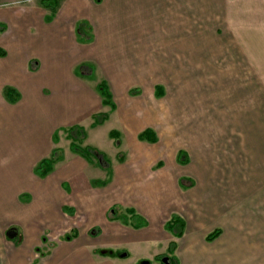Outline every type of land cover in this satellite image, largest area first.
<instances>
[{"label":"rangeland","instance_id":"rangeland-1","mask_svg":"<svg viewBox=\"0 0 264 264\" xmlns=\"http://www.w3.org/2000/svg\"><path fill=\"white\" fill-rule=\"evenodd\" d=\"M41 1L53 3L0 0V21L6 25L0 32V154L12 148L14 169L31 170L44 182L32 192L15 191L8 206L13 212L1 234L14 229L16 236L3 243L15 249L34 245V260L28 264L49 259L59 246L111 244L131 231L121 219L129 218L128 207L143 200L155 204L154 211L145 213L148 224L140 232L144 237L152 233L151 240L118 245L122 250H95L99 256L128 264H163L162 257L181 262L187 255L182 243L190 237L207 243L204 235L221 225V238L233 248L232 254H222L224 260L229 263L232 255L236 264L264 263V206L257 208L256 219L249 201L264 200V185L261 176L247 172L252 164L246 150L248 134L264 132L261 7L255 6L253 22L246 21L250 13H239L238 28L216 30L215 38H207L212 43L184 46L182 55L180 50L172 53L171 45H93L91 28L78 35L79 18L66 15L57 39L51 28L59 18ZM50 52H56L55 58ZM53 65L56 72L47 73ZM8 68L13 75L6 78ZM101 81L108 83L113 107L102 103L96 88ZM9 86L18 94L14 103L4 95ZM94 113L108 117L92 126ZM11 116L12 123H6ZM74 124L84 130L81 145L96 146L111 160L115 174L105 185L99 183L107 179L104 169L69 149L67 128ZM145 127L156 132L154 143L137 139ZM111 129L120 133L118 147L108 136ZM54 149L62 151V158L48 176H39V159ZM180 149L188 152L187 164L176 160ZM22 155L28 156L27 166ZM186 176L195 181L193 187L179 186V178ZM113 206L116 220L106 213ZM172 214L188 223L186 237L173 253L167 247L175 239L164 228ZM28 245L19 252L23 259L29 256Z\"/></svg>","mask_w":264,"mask_h":264},{"label":"crops","instance_id":"crops-1","mask_svg":"<svg viewBox=\"0 0 264 264\" xmlns=\"http://www.w3.org/2000/svg\"><path fill=\"white\" fill-rule=\"evenodd\" d=\"M255 1L256 3L259 4L254 5L253 2ZM255 6L261 7L262 11H260V13H264V0H63L61 1L60 6L59 7L57 6L58 8L56 7L54 11L55 16L59 18V24L57 25V27L56 25L52 27L51 31H53V35L57 36V39L60 37L61 29H62L61 22L63 21V19L66 18L63 17V15H66L67 17H69V19L79 18L76 21L80 20V22H84L85 24L83 27L84 32H86L88 28H91L93 34V45L106 46L107 49H110L108 47L110 45H119V46L171 45L173 46L172 53L178 54L180 50L181 54L183 55L184 46H189L191 44L212 43L210 42V40H207V38H211V37L215 38L217 36L216 30H222L223 28H228V29L238 28L239 27V25L237 24L239 22L238 18L243 19V16L238 17L237 14L239 13H250V16L248 15L246 16V21L247 22L249 21L250 23L253 22V18H252L253 14L257 12L256 10H254V8H256ZM49 54L53 58H55L56 56V52H50ZM57 59H59V57ZM6 67H8V65ZM52 67L53 68H50L52 69V71H49L47 73L54 74L56 72L55 65H53ZM15 70L17 71L19 70V68ZM8 74L13 75V72L9 68L6 69V74L4 73L3 76L7 78ZM254 77L257 78L256 76ZM261 77H262L261 83L263 86L262 93L264 94V74ZM157 87L160 86L155 85V89H156L155 91L157 94H159V90H157ZM14 92L16 93L15 90ZM162 93L163 90L159 95H162ZM245 96L247 98V94H245ZM250 99L252 100L251 97ZM242 108L243 107L241 106L240 110ZM97 113L92 114V119L93 116ZM12 118H13L12 116L7 117L6 123L9 122L11 124L12 121L14 120ZM244 118L245 117H243V119ZM147 128L153 130L157 138V134L152 127H145L140 132H138V134ZM111 130H115V129H111ZM111 130H109V132ZM109 132H108V136H109ZM251 133L248 134L246 138V141H249V143H247L246 145V150L248 152H251V164H252L247 169V172L251 173L252 176L256 179H258L261 176L260 178L262 180V184L264 185V132H257L252 134ZM138 134H137V139H138ZM111 139L113 140V143L116 147L120 145L119 143V145L117 146L115 144L114 139L113 138ZM139 141L152 143L147 140H139ZM180 150H184V149H180ZM184 151L187 154L188 162H189L188 152L186 150ZM51 154L52 151L49 153V155L40 158L39 161L42 160L43 158L50 157ZM177 154H176V160H177ZM0 155H1L0 156V215L3 214L4 216L3 222L0 224V230H1L2 228L4 229L6 225H8L9 216L13 212V209L10 208L9 210L8 206L9 204H12L13 200H15L14 199L15 191L21 188H28L29 191L32 192L35 189L39 188L40 186H43L44 182L41 180H37L34 176H32L31 170L28 171V169L25 170L14 169V165H13L14 158H13L12 148L9 150L8 148L7 149L5 148V152ZM22 156L26 158L25 160L22 159V164L27 166L26 161L28 156L27 155H22ZM118 156L119 155H117V158ZM58 161H56L55 163H57ZM54 164L52 166L51 171L45 176H48L52 172ZM112 174H115V169L111 164V176ZM111 176L109 178H111ZM181 179L184 180L185 184L186 183L189 184L188 188H191L195 185V181L193 180V178L187 176L180 177L179 181ZM190 183H192V185H190ZM179 186L182 187L180 184ZM249 201L252 207L251 211L252 213L255 214L256 219H258L259 215H257L255 212H257L259 208L261 207L263 208L264 200H249ZM153 208H155L154 203L152 206L151 202L147 204L143 202V200H140L139 203L132 204L131 207H128V209H133L134 214L143 218L147 224H148L146 218L147 216L144 215L147 212L154 211ZM24 213L25 211H23L21 214ZM106 213L108 215L107 211ZM35 215L36 213L33 212L30 213V217L33 220L35 219L34 218ZM172 215L180 217L184 222L182 233L181 236L179 237H175L171 233V231L167 230L175 239L171 241H174L177 247L180 241L186 237L185 230L188 223L187 220L184 219L182 216L177 214H172ZM170 217L168 218V220L170 219ZM210 217H211L210 215L202 216V218L205 220H210ZM212 218L213 219L216 218V215L214 214ZM261 219L264 220V217ZM168 220H166L165 223ZM146 225L141 226L139 228H133L131 226V231L126 232L125 238H123L122 234L120 233L118 239L117 240L114 239L111 244L102 243L96 245V243L93 242L90 245H85V246L81 245L74 248L59 246V248H57V250L54 251L53 255L49 259L47 260L42 259L38 264H128L124 260L110 258L109 256H99L97 254L98 251L95 252V250L98 249H108V250L112 249L114 251L120 249L122 250L123 248H121L118 245L121 244L126 247V246H132V243L135 242L141 243V242L149 241L152 238V233L147 235L148 237H144L143 236L144 234L140 233L141 229L144 228ZM216 229L220 230V234L213 240L210 241L207 240L206 239L207 235ZM224 232L225 231L223 230V226L221 225L214 226V228L211 231L209 230L204 235V240L207 243H204L201 240L199 241L193 240L190 237V239L187 241L186 244L182 243V245L185 248H187V255L185 256L184 259L183 258L181 259V262L175 258L176 263L177 264H236L237 262L234 259V257H232V255H230L231 259L229 260V263L226 260H224L222 257L223 253L231 252L232 254L233 251V248L231 247L232 246L231 241L229 246L224 241L225 239L221 238L224 235ZM1 233L2 230L0 232V264H28L30 261L34 260L30 252V249L33 250V248L35 247L34 245H33L34 247L32 246L31 248H29V245L26 244L28 245L29 248L27 253L29 254V256L23 259L22 253L19 255V252L26 245H22V247L15 249L12 246L3 243V240L8 237L6 236V232L4 235ZM184 241L185 240H183V242ZM169 244L167 250L169 248ZM27 259L30 260L26 261ZM130 264H137L136 260H132ZM245 264H258V263L245 262ZM259 264H264V263H259Z\"/></svg>","mask_w":264,"mask_h":264},{"label":"trees","instance_id":"trees-1","mask_svg":"<svg viewBox=\"0 0 264 264\" xmlns=\"http://www.w3.org/2000/svg\"><path fill=\"white\" fill-rule=\"evenodd\" d=\"M43 2L42 4L44 6H50L51 10H55V8L58 5V0H53L52 4H49V2L47 1H41ZM84 22H79L76 26V33L78 35H81L84 32ZM6 29V25L2 22H0V32L4 31ZM82 38V37H81ZM4 55V51L2 49H0V56ZM90 68H92L90 66ZM97 91L100 94V96L102 97V103L104 105H109L111 107H113V102H112V95L109 91V88L106 84V82L101 81L97 84ZM157 90H159V94H161L162 90L161 87H157ZM4 95L6 97V99L10 102H15L18 98V94L14 92V90L10 87H5L4 88ZM108 115L106 113H100V114H95L93 116V122H92V126H97L102 124L106 119H107ZM67 133L69 135L70 138V144H69V149L81 156L85 161L87 162H93L96 163L99 167L105 169L106 174H107V179L100 181V185H105L109 179V177L111 176V163L110 160L108 159V157L106 156V154L104 152H102L101 150L97 149L96 147L90 146V145H81L79 143V138L83 137L85 135L84 130L82 127L78 126V125H74L71 127L67 128ZM109 136L111 138L114 139L115 144L118 146L120 143V135L116 130H111L109 132ZM138 139L139 140H147L149 142L154 143L157 138L153 132V130L147 128L145 130H143L141 133L138 134ZM62 158V151L60 149H54L52 151V154L50 155V157L48 158H43L42 160H40L35 168V172L39 175V176H45L47 175L51 169L53 164L60 160ZM119 161H122V156H118L117 158ZM177 161L179 163L182 164H186L188 163V157L187 154L184 150H179L178 154H177ZM179 184L181 186L186 185L184 183V180H180ZM190 185H192V183H190ZM63 210L67 213H72V209L68 208V207H63ZM128 212V214L130 215L129 218H125L122 217V221L125 224H128L130 226H132L133 228H139L141 226L146 225V221L135 215L134 214V210L133 209H127L126 210ZM110 212L113 214L110 215ZM115 214H117V211L115 210V208H110L108 211V219L110 220H116L118 219L117 216H115ZM183 225L184 222L183 220L175 215H172L170 217V219L165 223V229L168 231H171V233L175 236V237H179L181 236L182 233V229H183ZM220 234V230L216 229L213 232L209 233L206 237L207 240H213L214 238H216L218 235ZM176 244L174 241H171L169 244V252H173V250L175 249ZM170 264H177L176 263V259L173 258L172 260L170 259Z\"/></svg>","mask_w":264,"mask_h":264},{"label":"water","instance_id":"water-1","mask_svg":"<svg viewBox=\"0 0 264 264\" xmlns=\"http://www.w3.org/2000/svg\"><path fill=\"white\" fill-rule=\"evenodd\" d=\"M6 236L11 239V238L16 236V231L14 229H9L6 231ZM123 255H125V254L123 253ZM161 262L163 264H170L168 257H162ZM147 263H148V261H145V260L141 262V264H147Z\"/></svg>","mask_w":264,"mask_h":264}]
</instances>
